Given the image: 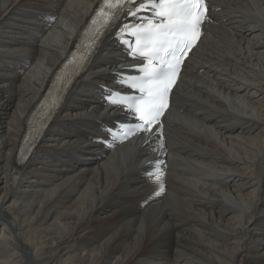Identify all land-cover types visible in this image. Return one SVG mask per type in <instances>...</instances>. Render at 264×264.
<instances>
[{"label": "bare ground", "instance_id": "1", "mask_svg": "<svg viewBox=\"0 0 264 264\" xmlns=\"http://www.w3.org/2000/svg\"><path fill=\"white\" fill-rule=\"evenodd\" d=\"M210 1L163 149L158 134L111 139L129 119L105 99L130 62L114 28L20 164L104 0H0V264H264V0Z\"/></svg>", "mask_w": 264, "mask_h": 264}, {"label": "snow or ice", "instance_id": "2", "mask_svg": "<svg viewBox=\"0 0 264 264\" xmlns=\"http://www.w3.org/2000/svg\"><path fill=\"white\" fill-rule=\"evenodd\" d=\"M99 10L112 20L122 13L136 18L137 22L122 24L115 38L128 50L130 59L142 61L130 65L117 78L129 92L112 90L106 96L111 105L121 108L133 121L122 124L118 135L113 131L109 134L124 140L143 133L142 138L149 144L151 136L158 134L159 147L163 149L161 117L169 107L180 66L202 34L201 25L208 11L205 0H104ZM147 174L152 178L151 170ZM159 178L155 176L156 181ZM163 190L161 185L153 195Z\"/></svg>", "mask_w": 264, "mask_h": 264}, {"label": "flooded vegetation", "instance_id": "3", "mask_svg": "<svg viewBox=\"0 0 264 264\" xmlns=\"http://www.w3.org/2000/svg\"><path fill=\"white\" fill-rule=\"evenodd\" d=\"M133 22H135V21H133ZM139 63H141V62H137V63H135V64H139ZM134 65V64H133ZM118 72H123V71H125V70H121V67H118ZM131 75H134L135 73H130ZM116 90H118V91H121V92H128V91H126V90H124V89H121V88H115Z\"/></svg>", "mask_w": 264, "mask_h": 264}, {"label": "rangeland", "instance_id": "4", "mask_svg": "<svg viewBox=\"0 0 264 264\" xmlns=\"http://www.w3.org/2000/svg\"><path fill=\"white\" fill-rule=\"evenodd\" d=\"M111 123H112V122H111ZM111 123H110V124H111Z\"/></svg>", "mask_w": 264, "mask_h": 264}]
</instances>
